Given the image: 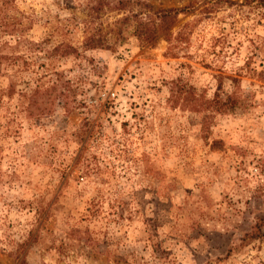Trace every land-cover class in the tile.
I'll return each mask as SVG.
<instances>
[{
    "label": "rangeland",
    "instance_id": "obj_1",
    "mask_svg": "<svg viewBox=\"0 0 264 264\" xmlns=\"http://www.w3.org/2000/svg\"><path fill=\"white\" fill-rule=\"evenodd\" d=\"M6 1L0 264H262L264 235L240 237L264 232V0H145L180 10L151 44L111 26L144 0ZM98 26L106 43L84 49ZM59 42L77 53L49 56ZM52 82L28 113L20 95ZM172 82L207 98L236 82L246 105L202 131V112L168 106Z\"/></svg>",
    "mask_w": 264,
    "mask_h": 264
},
{
    "label": "trees",
    "instance_id": "obj_2",
    "mask_svg": "<svg viewBox=\"0 0 264 264\" xmlns=\"http://www.w3.org/2000/svg\"><path fill=\"white\" fill-rule=\"evenodd\" d=\"M7 1L5 3H7ZM86 1L87 5H89L88 10L92 14H96L98 11L102 10V7L108 5V3H111L113 0ZM112 7L117 11L125 10L126 2L125 0H114V5ZM141 7L142 8L137 11L126 10L127 13L122 11L123 14L111 22V26L114 28L113 32L116 34L117 39L123 37V32L127 28H131V34L139 42L151 44L160 33H165L167 31L180 11L175 8L152 10V7L147 4L145 0ZM1 30L10 35L17 33L16 31H20V29L18 30L17 28H9L5 23L1 24ZM105 41V34L102 33V28L98 26L86 37L83 47L84 49L101 48L106 43ZM76 53L77 50L75 47L64 42H59L51 48L49 56H64ZM63 84H65V82ZM57 86L58 84L56 82H52L43 89L32 91L29 94L22 93L20 96L25 98L27 103L26 111L29 113L33 106L43 110V105H46L47 102L49 103V101L57 97ZM168 91L169 94L166 101L170 108L178 107L181 110L203 113L201 117L202 131H206V123L208 118L211 117V113H235L246 105V98L242 93L243 90H241L236 82H233L232 88L229 91H214L210 98H207L203 93H196L194 88L190 85L185 86L177 82H172ZM61 95L63 96L64 93ZM259 221L260 220L257 219L254 222L249 220L243 222L246 228L240 237L242 245H247L263 238L264 232L260 230ZM262 264H264V262H262Z\"/></svg>",
    "mask_w": 264,
    "mask_h": 264
}]
</instances>
